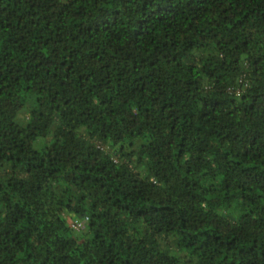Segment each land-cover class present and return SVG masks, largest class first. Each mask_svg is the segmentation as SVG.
I'll return each mask as SVG.
<instances>
[{
	"label": "trees",
	"instance_id": "1",
	"mask_svg": "<svg viewBox=\"0 0 264 264\" xmlns=\"http://www.w3.org/2000/svg\"><path fill=\"white\" fill-rule=\"evenodd\" d=\"M0 264H264V0H0Z\"/></svg>",
	"mask_w": 264,
	"mask_h": 264
},
{
	"label": "rangeland",
	"instance_id": "2",
	"mask_svg": "<svg viewBox=\"0 0 264 264\" xmlns=\"http://www.w3.org/2000/svg\"><path fill=\"white\" fill-rule=\"evenodd\" d=\"M32 107V102L31 101H29V103L27 104V106H26V108L24 109V111L21 113V117H20V119L22 120V117H23V119H25L28 115H29V113H30V111H31V108ZM49 143H50V138L47 140H39L37 143H35V147L37 148V149H40L41 147H45V146H47V145H49Z\"/></svg>",
	"mask_w": 264,
	"mask_h": 264
},
{
	"label": "built area",
	"instance_id": "3",
	"mask_svg": "<svg viewBox=\"0 0 264 264\" xmlns=\"http://www.w3.org/2000/svg\"><path fill=\"white\" fill-rule=\"evenodd\" d=\"M88 222L89 218H84L82 220H72L69 222V227L76 232H83L84 230H86Z\"/></svg>",
	"mask_w": 264,
	"mask_h": 264
}]
</instances>
